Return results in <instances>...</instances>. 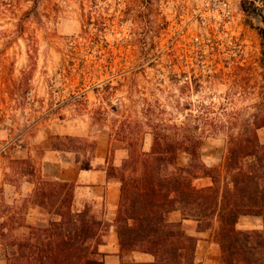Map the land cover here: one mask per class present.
Returning <instances> with one entry per match:
<instances>
[{
    "label": "rangeland",
    "instance_id": "374dc122",
    "mask_svg": "<svg viewBox=\"0 0 264 264\" xmlns=\"http://www.w3.org/2000/svg\"><path fill=\"white\" fill-rule=\"evenodd\" d=\"M263 113L264 0H0V120L23 135L0 155V264L51 220L34 213L49 126L79 120L84 137L50 135L51 146L83 160L108 142L117 172L162 126L181 127L163 133L202 136V161L223 170L230 138Z\"/></svg>",
    "mask_w": 264,
    "mask_h": 264
},
{
    "label": "trees",
    "instance_id": "16d2710c",
    "mask_svg": "<svg viewBox=\"0 0 264 264\" xmlns=\"http://www.w3.org/2000/svg\"><path fill=\"white\" fill-rule=\"evenodd\" d=\"M171 129L181 127L162 126L148 152L130 151L120 172L115 167L106 170L109 178L120 181L114 225L121 264H202L196 259L199 239L189 235L182 222L170 221L174 212L196 221L198 231H215L220 264H264V229L237 228L242 216H259L264 222V143L257 134L264 129V113L244 135L230 138L223 170L202 161V136L163 133ZM52 149L64 151L55 143ZM182 155L188 158L187 166L178 163ZM76 160L82 169H91L87 159ZM204 177L212 185L197 187L195 180ZM75 186L44 178L36 184L34 203L60 220L29 226V234L11 245L19 250L12 252L10 264H106L99 246L109 223L97 220L89 210H74ZM123 252L149 254L153 261L139 263Z\"/></svg>",
    "mask_w": 264,
    "mask_h": 264
},
{
    "label": "crops",
    "instance_id": "0c3cea01",
    "mask_svg": "<svg viewBox=\"0 0 264 264\" xmlns=\"http://www.w3.org/2000/svg\"><path fill=\"white\" fill-rule=\"evenodd\" d=\"M70 136L82 138L86 135V130L79 120H60V123L51 125L44 130L36 139L45 140V153L41 157L40 171L44 179L57 182L75 183L74 210L82 211L85 206L91 208L93 216L99 220L112 224L109 235L103 236V244L99 246V252L102 254L106 264H121V249L118 240L117 229L113 225L117 216L120 202V183L109 178L106 171L108 142L100 145L95 154L88 158L91 169H82L81 163L76 160V153L68 151L53 150L49 136ZM151 147V145L149 146ZM151 149V148H150ZM84 159V158H83ZM199 181V180H198ZM203 186L211 185L209 179H203ZM78 201V202H77ZM77 202V208L75 203ZM84 203L83 204L81 203ZM99 205L104 207V215L98 211ZM40 215V207L34 209ZM40 211V212H39ZM49 215L53 221H59L60 217L53 214ZM170 221L182 222L187 233L199 239L196 252V259L202 264H220L221 248L215 242V231H198V224L194 220L183 219L180 212H174L170 215ZM237 228L241 231L253 232L264 229V222L259 216H242L239 219ZM218 229V224L215 230ZM123 255L139 263H148L153 261V257L145 253L123 252Z\"/></svg>",
    "mask_w": 264,
    "mask_h": 264
},
{
    "label": "built area",
    "instance_id": "2783aa9c",
    "mask_svg": "<svg viewBox=\"0 0 264 264\" xmlns=\"http://www.w3.org/2000/svg\"><path fill=\"white\" fill-rule=\"evenodd\" d=\"M1 117L0 134L4 133L6 136L3 138L0 145V155H7L12 148H15L14 150H21L23 148L22 132L14 131V120L10 118L9 115H1Z\"/></svg>",
    "mask_w": 264,
    "mask_h": 264
}]
</instances>
